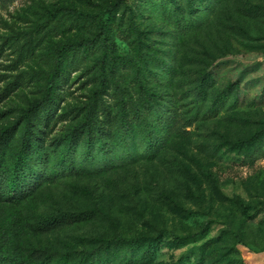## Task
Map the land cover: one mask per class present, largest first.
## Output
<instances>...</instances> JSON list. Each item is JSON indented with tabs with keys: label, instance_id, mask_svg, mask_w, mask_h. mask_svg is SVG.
I'll use <instances>...</instances> for the list:
<instances>
[{
	"label": "rangeland",
	"instance_id": "374dc122",
	"mask_svg": "<svg viewBox=\"0 0 264 264\" xmlns=\"http://www.w3.org/2000/svg\"><path fill=\"white\" fill-rule=\"evenodd\" d=\"M144 2L0 0V135L12 127L20 132L11 142L20 135L23 116L43 97L55 49L83 39L95 44L81 50L84 56L69 58L49 119L34 117L47 148L90 114L105 120L92 113L101 104L112 117L121 102L140 108L143 89L177 116L154 159L46 182L15 209L0 206V224L32 208L95 211V219L29 237L46 249L79 252L98 239L164 233L149 264H199L202 256L201 264H264V0H204L207 10L196 11L202 25L183 34ZM110 5L113 11L105 14ZM138 40L148 59L138 52ZM167 68L171 82L141 80L139 87L137 75L160 78ZM204 73L213 83L202 98L196 88ZM230 85L232 96L239 88L238 105L230 107L231 99L214 118L199 120L211 98ZM256 133L263 138L249 161L225 143ZM173 236L192 240L180 246Z\"/></svg>",
	"mask_w": 264,
	"mask_h": 264
},
{
	"label": "trees",
	"instance_id": "16d2710c",
	"mask_svg": "<svg viewBox=\"0 0 264 264\" xmlns=\"http://www.w3.org/2000/svg\"><path fill=\"white\" fill-rule=\"evenodd\" d=\"M145 1L144 3H149L154 8L158 7L156 13L160 12L162 16L172 21L174 27L180 30V34L197 30L202 22L198 19L196 11H201L200 7L204 11L207 10L203 4L204 0ZM183 4L187 7L186 11ZM113 9L110 5L104 12L110 14ZM36 35L39 38L40 32L36 31ZM41 41L42 37L35 44H40ZM94 44L95 40L83 39L77 43H65L57 47L54 51L53 68L44 86L43 97L34 101L23 116L20 135L11 142L15 134L20 132L19 127L8 128L1 133L0 206L15 209L31 197L39 195L44 183L52 182L61 176L102 174L113 169L125 168L140 160L154 159L157 150L167 137L172 135L170 127L172 119L177 117L176 111L170 108L163 109V106L157 103L159 96L143 89L140 108L132 103L121 102L119 112L112 117L110 109L101 104L99 110L92 113L104 117L105 120L100 121L98 116L93 117L90 114L87 121L77 129L52 142L50 149L44 145L43 138L36 131L38 126L34 117L39 114L49 119V110L56 102L59 83L64 79L69 58L84 56L81 50ZM144 46L146 44L138 40L136 45L138 52L148 59L142 53ZM110 55L114 60L115 55L111 52ZM170 71V68H167L160 78L156 75L153 79V74H143L137 75L135 79L139 87H142L141 80L151 83L163 80L166 85L173 78ZM212 83V78L204 73L196 88L198 95L205 98V88ZM232 88L234 87L230 85L225 91L217 92L211 98L209 109L201 115V111H197L194 120H198L199 115V120L214 118L231 99L233 102L230 107H236L239 88L235 87L234 96L230 94ZM169 120L171 121L167 122ZM262 138L261 134L256 133L246 140L225 143L231 152L236 153L244 161H249L254 159L260 149L258 142ZM216 147L219 150L223 148ZM18 215L19 217L9 215L0 224V264H149L152 250L166 236L164 233L154 237L135 238L116 235L110 239L95 240L92 247L79 252L46 249L34 242L29 234L57 233L63 231L66 226L95 219L98 213L47 212L32 208ZM191 240L190 237L173 236L172 243L184 246ZM237 242L242 241L237 239ZM202 262L203 256L199 264Z\"/></svg>",
	"mask_w": 264,
	"mask_h": 264
}]
</instances>
